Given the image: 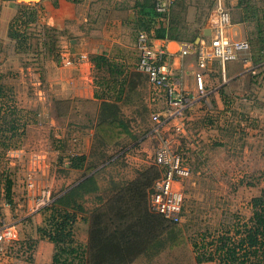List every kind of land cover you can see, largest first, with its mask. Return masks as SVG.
<instances>
[{
  "label": "crops",
  "instance_id": "0c3cea01",
  "mask_svg": "<svg viewBox=\"0 0 264 264\" xmlns=\"http://www.w3.org/2000/svg\"><path fill=\"white\" fill-rule=\"evenodd\" d=\"M254 1L264 10V0ZM224 2L231 15V27L228 30L230 38L249 41L255 26L240 19L243 12L237 9L239 0ZM205 4L206 0H178L171 12L172 31L176 39L156 37L155 40L156 47L163 46L168 51L174 81L196 98L187 112L183 142L186 146L195 144L197 134L200 140L199 133L205 130L215 140L213 144L216 147L223 144L236 146L237 138L244 136L264 145V68H258L256 73H251L241 61L230 62L225 66L216 61L210 62L204 71L207 98L198 99L195 80V74L199 71L197 55L183 57L181 50L195 37V43L210 37L207 23L211 8L208 12L205 11ZM21 5L32 6L37 11L36 24L28 29L29 33H33L34 40L28 39L23 44L10 37L11 27L19 15ZM153 5L154 0H82L78 4L69 0H0V88L6 95L0 98V128L4 118L10 123L3 137L0 132V193L5 191L2 180L4 174L11 182L12 193L11 203L0 198V216L1 220L13 224L17 234V240L8 245L5 255L0 257V264H53L55 246L49 240L42 239L38 232L39 228L46 226L48 214L35 211L34 197L37 191L28 192L23 187V181L31 162L41 171L39 186L50 189L53 186L51 192L53 195L58 194V197L84 181L83 172L71 170L68 161L72 155L88 156L92 151L94 126L101 103L96 94L100 91L109 95L115 94L111 84L105 85L112 78L109 67L99 68L92 58L102 56L108 64L123 66L125 74L133 73L139 99L133 107L124 108L141 111L140 104L148 108L149 112L163 108L161 103H154L148 79L137 70V35L146 26L147 17L153 14ZM185 15L190 22L188 29L181 23V19L187 23ZM197 16L201 17L199 23L193 21ZM45 27L55 29L59 35L62 52L59 63H56L58 66L47 60L45 53H33L34 51L28 49L32 46L31 43L39 44ZM40 47L41 44L38 50ZM31 61L34 64H27ZM32 65L37 66L38 70L42 68V74H48L49 77L45 80L49 92L43 93L36 89V96L30 101L29 97L25 98L26 92L21 85L35 75V72H30ZM50 65L54 67L51 68ZM40 82L38 80V84ZM100 84L104 85L103 88ZM55 100L71 101V114L67 117L60 116L54 108ZM52 106L55 112L52 123L61 125L65 121L64 128L71 124L80 130L81 133H77L81 139L78 140V146L67 148V129H61L60 135L52 140L46 137V108ZM208 112L218 116L217 120L221 119L224 123L217 120L213 123L214 118L209 117ZM137 116L135 114V122L141 123ZM80 119H85L86 123H77ZM152 124L151 120L150 128ZM58 129L56 126L55 130ZM49 140L51 142L48 143ZM143 140L145 151H151L148 144L150 139ZM5 142L18 153L9 154L11 150L4 153ZM188 150L192 151L191 146ZM260 150L259 156L264 153L262 147ZM196 155H202L206 159L203 150ZM152 163L145 162L143 167ZM119 172L120 170L109 176L110 172L107 171L97 176V186L104 198L110 195L114 186L111 182ZM136 172L134 170L131 176H127V172H120L119 175L121 179L123 177L131 180L135 178ZM88 201L86 209L97 206L94 195L88 196ZM73 236L77 245H87L89 223L85 214L77 215ZM166 251H170V248L153 258L142 256L132 264H157L159 257Z\"/></svg>",
  "mask_w": 264,
  "mask_h": 264
},
{
  "label": "trees",
  "instance_id": "16d2710c",
  "mask_svg": "<svg viewBox=\"0 0 264 264\" xmlns=\"http://www.w3.org/2000/svg\"><path fill=\"white\" fill-rule=\"evenodd\" d=\"M69 1L78 4L82 0ZM177 2L178 0L172 10ZM214 5L215 0L210 8ZM237 9L243 12L240 16L241 20L255 26L249 42L253 62L262 69L264 68V10L258 7V2L254 0H239ZM152 10L153 14L145 20L146 26L143 30L155 32L157 38L176 39L172 31L171 13L168 17L160 16L154 11V5ZM36 21L37 11L34 7L21 5L19 15L11 27V39L22 44L28 39L34 40L33 33H29L28 29L35 25ZM195 40L196 37L190 42L195 43ZM31 44L28 49L34 51L33 53H45L46 56H50L49 58H53V61H58L61 56L59 35L53 28L43 29L39 42L40 50H38V42L34 43L36 48L33 43ZM92 61L99 68L109 67L112 78L109 82H105V85L111 84L115 94L109 95L101 91L96 94V98L100 99L101 103L94 126L92 151L88 156L72 155L68 161L69 168L82 171L85 179L63 196L53 195L54 202L39 211L46 212L48 218L46 226L39 228L38 232L42 239L49 240L55 246L53 264H132L142 256L153 258L170 247L172 249L182 247L188 244V239L181 235L179 223L168 221L150 209V199L155 185L163 177V170L156 164L152 163L137 170L135 178L131 180L123 177L121 179L120 173L114 175L115 178L111 182L114 186L110 195L105 197L106 199L100 195L97 176L107 171L111 175L114 171L113 167L120 163L119 159L122 157L119 156L122 152L114 154L112 152L116 149L123 151L124 142L128 139L137 142L140 138V135L133 134L132 120L123 112L124 107H133L139 95L132 72L125 74L123 66L108 64L106 58L102 56L92 58ZM139 74L145 75L141 72ZM121 77L123 79H120ZM103 86L100 84V87ZM3 97L6 95L0 88V98ZM70 103L72 104L69 100H55L53 104L55 107L59 104H67L69 107ZM68 107L64 111L62 108L55 109L60 116L67 117L73 104ZM140 109L141 111L135 109L133 114L144 121L148 110L141 104ZM208 116L214 118L213 123L218 119V116L211 112H208ZM9 125L7 118H4L0 128L2 137L8 131ZM150 130L149 127L143 135L146 136ZM5 143L3 151L7 154L14 148H9L7 142ZM181 144L180 151L189 157V161L191 156H188L189 150L183 142V137ZM125 166L126 164L120 165L118 168ZM3 177L5 191L0 193V198L11 203V182L7 175L4 174ZM90 195L96 197L97 206L86 209ZM250 204L252 215L247 220L236 214L234 220L229 224H223L217 233L206 231L201 234L199 242L195 240L192 243L193 251L187 248L189 254L196 256V264H264V190L259 196L252 198ZM79 213L85 214L89 223V240L85 247L77 245L73 236V228ZM1 219L2 217L0 221Z\"/></svg>",
  "mask_w": 264,
  "mask_h": 264
},
{
  "label": "rangeland",
  "instance_id": "374dc122",
  "mask_svg": "<svg viewBox=\"0 0 264 264\" xmlns=\"http://www.w3.org/2000/svg\"><path fill=\"white\" fill-rule=\"evenodd\" d=\"M212 2L213 0H206L205 11L208 12L212 6ZM185 19L187 20V23L184 22L183 19H181V23L184 24V28L188 29L190 28L188 26L190 22L188 21L189 19L186 15ZM193 21H195V23H199L201 21V17L197 16L195 20L193 19ZM49 57L50 56H48L47 59L54 62L55 65L58 66L57 64L59 63L60 58L58 61H53V58L51 59ZM66 63L67 58H65V64ZM27 64L34 63L31 61ZM52 66L54 67V65H50L51 68ZM38 69L39 68L37 66L32 65V67H30V72H35V75H32L31 79L23 81L21 85L26 92L25 98L29 97L30 101L34 99V96H36L34 95L37 92L36 89H40L43 93L49 92V86L45 80L49 76L48 74H42V68L40 70ZM38 80H41L39 84ZM34 83L35 86L33 85ZM31 103V105H33V102ZM71 106L72 104L70 103L69 107L67 104H59L56 107L62 108V111H64L65 108H70ZM56 107L54 105V108ZM54 108L53 106L52 108H46V121L48 123L45 126L46 137L52 140L57 138L55 136L60 135L61 129H67V136L65 137L68 141V145L66 144L67 148L70 149L76 145L78 146L81 139L77 133L80 134V130L72 127L71 124L67 126V128H64L65 121L61 125H56V122L52 123V119L55 115ZM70 109L68 114H71ZM147 110L148 113L147 116L144 117V121L141 118H138V120H142V123H140L139 121L135 122L136 117L135 114H133L132 109L124 108V114L127 118L132 120L131 128L133 134L136 136L140 135V138L137 142L128 139L124 142L125 147L123 151L116 149L112 152V154L122 152L119 154V156H122L119 159L120 163L113 167V173L120 170L121 173L127 172V176H131L134 170L136 171L143 167V163L153 162V156L159 146V142L156 138H151L150 142H148V144H150L151 151H145V140L143 139H148V133L146 136L143 134L149 129L151 122V118H149V116L150 113H152L151 111L149 112L148 108ZM217 121H222L224 123L221 119ZM77 123H86V120L80 119ZM56 126L59 128L58 130H55ZM182 134L183 133H175L174 130H169L165 136L168 140H170V144L174 149L181 150ZM208 134V132L202 130V132L199 133L201 141L197 138V134L195 144H189L192 151H187L188 156H191L189 159L191 176L188 180L181 184V189L185 197V211L178 226L182 230L181 235L183 234V236L188 239V244H185L177 249H172L170 247V251H166L165 254H162L159 257L157 264H196V256L189 254L187 248L190 251H193L192 243L195 240H198L199 242L201 234L206 231L217 233L223 224L231 223L236 214L247 220L252 215L250 204L252 198L259 196L264 190V153L259 156L261 147L264 151V145H262L261 142L254 141L248 136H244L242 138H237L236 146L223 144L222 146L216 147L213 144V141L215 140L210 138V135ZM85 141H88V137L85 138ZM49 142L51 141L49 140L48 143ZM190 146L187 145V149ZM202 150L205 153L206 159H204V156L202 155L199 157L196 155L197 152H201ZM253 154L255 155L253 156ZM124 164H126L125 167L118 168L120 165ZM108 180L109 178H107V181ZM53 189L54 188L52 186L50 190L53 192Z\"/></svg>",
  "mask_w": 264,
  "mask_h": 264
},
{
  "label": "built area",
  "instance_id": "2783aa9c",
  "mask_svg": "<svg viewBox=\"0 0 264 264\" xmlns=\"http://www.w3.org/2000/svg\"><path fill=\"white\" fill-rule=\"evenodd\" d=\"M175 2L176 0H154V11L160 16L168 17ZM207 24L210 37L203 38L197 43H190L181 50L183 57L197 55L199 71L195 74V80L199 100L207 98L204 71L210 62L216 61L225 66L230 62L241 61L251 73H256V69L260 67L253 62L249 41L230 38L228 30L231 27V15L224 0L215 1ZM155 40V32L141 30L136 42L139 56L137 70L147 76L154 103H161L163 106L160 110L152 112L153 124L147 135L148 139L156 138L159 142L152 161L163 170V177L156 183L151 196L150 209L168 221L180 223L185 208L181 184L190 178L191 168L187 156L180 150L174 149L165 134L169 130H174L175 133L184 135L187 112L196 98L181 89L174 81L168 51L166 47H156ZM11 153L18 152L11 150L9 154ZM9 158H12V155H9ZM40 174V169L31 162L23 181V187L28 192L37 191L34 197L36 212L49 207L55 200L49 187L39 186ZM0 222V257H2L8 245L17 240V234L13 224L6 223L5 220Z\"/></svg>",
  "mask_w": 264,
  "mask_h": 264
},
{
  "label": "water",
  "instance_id": "95a60500",
  "mask_svg": "<svg viewBox=\"0 0 264 264\" xmlns=\"http://www.w3.org/2000/svg\"><path fill=\"white\" fill-rule=\"evenodd\" d=\"M33 1H37V0H33Z\"/></svg>",
  "mask_w": 264,
  "mask_h": 264
}]
</instances>
